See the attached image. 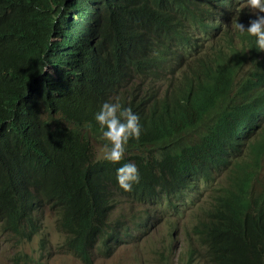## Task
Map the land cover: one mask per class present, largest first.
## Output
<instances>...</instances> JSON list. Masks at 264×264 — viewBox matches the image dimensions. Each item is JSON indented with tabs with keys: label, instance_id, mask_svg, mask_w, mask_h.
Segmentation results:
<instances>
[{
	"label": "trees",
	"instance_id": "16d2710c",
	"mask_svg": "<svg viewBox=\"0 0 264 264\" xmlns=\"http://www.w3.org/2000/svg\"><path fill=\"white\" fill-rule=\"evenodd\" d=\"M242 3L0 0L3 230L30 240L35 214L54 208L90 263L117 234L119 195L157 203L224 173L199 220L211 264H264V50L234 26L249 23ZM106 100L141 124L119 162L92 145L108 146L94 119ZM126 162L131 190L116 180Z\"/></svg>",
	"mask_w": 264,
	"mask_h": 264
},
{
	"label": "rangeland",
	"instance_id": "374dc122",
	"mask_svg": "<svg viewBox=\"0 0 264 264\" xmlns=\"http://www.w3.org/2000/svg\"><path fill=\"white\" fill-rule=\"evenodd\" d=\"M106 150L104 144L96 143L97 159ZM224 181L222 173L209 185L201 182L194 190L173 195L172 203L122 200L111 220L127 228L124 240L112 254L96 250L92 264H175L180 254L192 249L194 260L204 264L206 249L193 226L197 216L209 210L213 190ZM53 213L47 211L43 231L30 242L4 231L0 223V264H86L67 247V233Z\"/></svg>",
	"mask_w": 264,
	"mask_h": 264
},
{
	"label": "clouds",
	"instance_id": "9594fccd",
	"mask_svg": "<svg viewBox=\"0 0 264 264\" xmlns=\"http://www.w3.org/2000/svg\"><path fill=\"white\" fill-rule=\"evenodd\" d=\"M242 4L240 9L246 10L249 15V23L247 27L243 23L239 21L234 24V26L240 32H247V34L254 36L255 43L260 50H264V0H242ZM94 119L99 123L102 129V136L106 140L108 146H105L107 149L104 152V158L111 162H119L122 160L125 146L127 145L130 138H138L141 133V124L139 123V117L136 113L132 111L130 107L122 108L119 103L110 102L108 100L101 103L99 110L94 113ZM264 125V122L262 123ZM260 137L256 136L254 140H258ZM98 143L97 140L92 141L95 157L97 159V154L95 151V144ZM101 143V142H99ZM103 144V143H102ZM101 158V157H100ZM264 166V153L262 164ZM140 179L138 169L134 163L126 162L120 164L119 167L116 169V180L120 187L125 190H131L133 183H138ZM259 182L264 185V170L259 176ZM261 186L258 187L260 190ZM172 197V196H171ZM171 197L169 199L165 198L167 202H171ZM131 199L132 198L124 197L123 195L118 196L119 202L115 207L119 205L122 200ZM147 203V202H145ZM144 204V203H141ZM176 205V204H175ZM115 207L112 210L111 214H109V225L111 228H115L117 234H110L107 233L104 237H102L96 245L90 248V256L91 262L86 264H92L94 262V252L98 249H101L106 252V254H112L116 251L118 245L124 240L123 236L126 235L127 228L121 227L122 223L116 224L114 220H111L112 213L115 211ZM210 209V208H209ZM52 210L55 216H58L59 221H61L62 227L64 231L67 233V247H69V242L71 238V234L64 228L62 216L59 211L55 210L54 208L46 209L42 213L37 212L35 214V222L37 224V229H33L31 227L30 231V240L29 239H21V241L28 240L27 242L32 241L37 235H39L44 229V221L47 217V211ZM208 209L202 211L196 218L195 225L193 226V232L200 238L203 247L206 249L205 254V263L204 264H211V248L210 245L205 237L203 232V228L199 226V220ZM108 230L109 228L106 227ZM32 234V235H31ZM81 260H83L74 250L71 249ZM195 258V251L192 249L190 251H185L183 254H180L176 258L175 264H199L197 261L194 260Z\"/></svg>",
	"mask_w": 264,
	"mask_h": 264
}]
</instances>
